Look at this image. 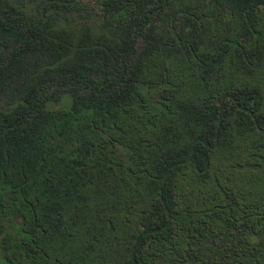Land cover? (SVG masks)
Segmentation results:
<instances>
[{
	"label": "trees",
	"instance_id": "trees-1",
	"mask_svg": "<svg viewBox=\"0 0 264 264\" xmlns=\"http://www.w3.org/2000/svg\"><path fill=\"white\" fill-rule=\"evenodd\" d=\"M0 264H264V0H0Z\"/></svg>",
	"mask_w": 264,
	"mask_h": 264
},
{
	"label": "rangeland",
	"instance_id": "rangeland-1",
	"mask_svg": "<svg viewBox=\"0 0 264 264\" xmlns=\"http://www.w3.org/2000/svg\"><path fill=\"white\" fill-rule=\"evenodd\" d=\"M86 1V0H85Z\"/></svg>",
	"mask_w": 264,
	"mask_h": 264
}]
</instances>
